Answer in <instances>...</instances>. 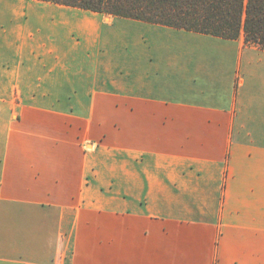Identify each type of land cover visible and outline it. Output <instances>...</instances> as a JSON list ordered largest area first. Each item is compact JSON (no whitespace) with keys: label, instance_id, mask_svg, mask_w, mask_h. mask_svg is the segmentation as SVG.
Segmentation results:
<instances>
[{"label":"crops","instance_id":"0c3cea01","mask_svg":"<svg viewBox=\"0 0 264 264\" xmlns=\"http://www.w3.org/2000/svg\"><path fill=\"white\" fill-rule=\"evenodd\" d=\"M0 264H264V50L0 0Z\"/></svg>","mask_w":264,"mask_h":264},{"label":"trees","instance_id":"16d2710c","mask_svg":"<svg viewBox=\"0 0 264 264\" xmlns=\"http://www.w3.org/2000/svg\"><path fill=\"white\" fill-rule=\"evenodd\" d=\"M225 40L244 37L264 50V0H39Z\"/></svg>","mask_w":264,"mask_h":264}]
</instances>
